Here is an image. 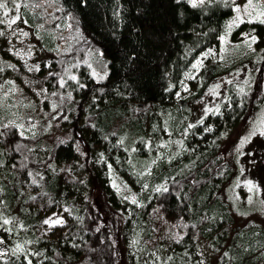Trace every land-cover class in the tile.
Listing matches in <instances>:
<instances>
[{
  "label": "trees",
  "instance_id": "obj_1",
  "mask_svg": "<svg viewBox=\"0 0 264 264\" xmlns=\"http://www.w3.org/2000/svg\"><path fill=\"white\" fill-rule=\"evenodd\" d=\"M43 1L22 7L51 57L36 71L5 44L0 7V241L10 249L0 264H264V226H235L224 192L237 169L222 147L264 106V23L236 22L232 34L253 44V85H229L190 125L182 85L227 32L232 0H56L61 29L47 25ZM230 70L208 63L197 94ZM57 211L65 225L41 236Z\"/></svg>",
  "mask_w": 264,
  "mask_h": 264
},
{
  "label": "rangeland",
  "instance_id": "obj_2",
  "mask_svg": "<svg viewBox=\"0 0 264 264\" xmlns=\"http://www.w3.org/2000/svg\"><path fill=\"white\" fill-rule=\"evenodd\" d=\"M28 0H9L4 3L3 9L8 16L6 22L5 44L17 58L31 71L38 70L43 63H50V56H47L42 47L37 32L30 28L22 17V7L26 6ZM193 1V0H192ZM235 5V16L230 22L227 32L221 37L218 46L204 53L195 63L193 71L187 76L182 85L178 97L182 102L181 106L187 107L191 112L189 124L199 123L207 114L221 105L226 98L229 85H234L240 90L246 91L254 82L258 68V59L254 56V47L251 43H232V34L236 22L247 19L264 20V0H232ZM200 0H195V3ZM46 5L47 25L50 27L62 28L65 18L62 16V8L56 0H44L40 3ZM14 21V22H13ZM66 28H70L67 21ZM45 29H49L48 27ZM50 30V29H49ZM71 30V29H70ZM39 31V30H38ZM66 32V31H65ZM66 34V33H64ZM63 45L60 46V50ZM210 62H217L221 67H230L231 70L215 78H209L206 89L201 95L197 92L200 89L201 75L206 65ZM19 93L14 100H19ZM24 97V95H20ZM41 110L38 117L50 119L53 111ZM0 113V116L4 114ZM16 113L12 114L8 121L16 120ZM47 122V121H46ZM23 127V125H21ZM223 156L233 163L237 173L228 184L224 193H227L235 206L236 227L245 226L251 222L264 226V106L257 110L254 115L233 132L226 135L223 142ZM175 147L173 148V150ZM121 190L132 199L135 194L121 181L118 183ZM104 211V209H103ZM113 216L108 214V218ZM61 221L59 224L54 221ZM118 219H116L117 221ZM49 221V223H45ZM65 225L63 211H57L47 217L41 226V236H56L58 231ZM160 233H167V227L159 223ZM202 253L210 256L207 243L201 242ZM9 247L0 241V252L8 253ZM18 251V249H16Z\"/></svg>",
  "mask_w": 264,
  "mask_h": 264
},
{
  "label": "snow or ice",
  "instance_id": "obj_3",
  "mask_svg": "<svg viewBox=\"0 0 264 264\" xmlns=\"http://www.w3.org/2000/svg\"><path fill=\"white\" fill-rule=\"evenodd\" d=\"M200 2L203 3V0H200ZM249 3H251V0H249ZM193 6H196L195 5V0H193ZM0 7H4V5L0 4ZM261 15H264V13H261ZM261 23H264V20H261ZM5 223H7V221H5ZM45 223H49V221H45ZM53 223L59 224V223H61V221L57 220V221H54Z\"/></svg>",
  "mask_w": 264,
  "mask_h": 264
}]
</instances>
